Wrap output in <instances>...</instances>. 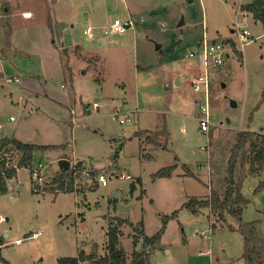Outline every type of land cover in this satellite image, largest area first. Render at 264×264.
Instances as JSON below:
<instances>
[{"label": "rangeland", "instance_id": "374dc122", "mask_svg": "<svg viewBox=\"0 0 264 264\" xmlns=\"http://www.w3.org/2000/svg\"><path fill=\"white\" fill-rule=\"evenodd\" d=\"M252 1L0 0V137L58 147L34 153L42 183L61 159L106 180L91 190L97 175H82L73 192L35 194L30 170L19 168L0 195V234L8 233L1 260L59 264L81 249L102 255L108 224L119 217L128 222L119 228L126 264L142 249V239L132 245L140 222L149 237L164 226L159 244L146 248L148 264H244L235 217L184 205L224 192L233 154V180L247 199L241 219L256 222L264 237V153L254 160L250 147L254 140L264 147V28L240 10ZM110 18L131 19L133 27L105 34ZM237 25L249 32L242 48ZM203 40L227 42L228 55L209 68L207 132L197 120L203 94L190 86L197 59L186 57ZM14 76L17 82L3 83ZM119 106L130 122L113 119ZM243 131L252 136L240 146ZM166 167L170 177L156 176Z\"/></svg>", "mask_w": 264, "mask_h": 264}, {"label": "trees", "instance_id": "16d2710c", "mask_svg": "<svg viewBox=\"0 0 264 264\" xmlns=\"http://www.w3.org/2000/svg\"><path fill=\"white\" fill-rule=\"evenodd\" d=\"M240 10L247 12L251 17L258 21L264 28V0H253L251 3H247L240 6ZM227 43V42H226ZM231 47L234 48L233 41H229ZM254 135V134H253ZM252 135L248 132H240L238 135V144L244 146L246 141L250 139ZM257 138V135H254ZM257 141H251L250 147L251 152H255L254 160H262L263 148L261 145L258 147ZM58 148L54 145H35L23 143L14 138L13 136H3L0 137V195L6 193L7 181L12 180L16 177L17 170L19 168L31 169L34 161V153ZM239 149V148H238ZM10 156L7 157V155ZM12 154L18 156L17 163L11 164ZM10 157V158H9ZM234 155L232 154L229 160V166L227 170L226 186L222 194L211 191L209 197L205 199H190L184 206L196 212L199 208H207L211 214L216 215L217 218L223 219L224 214H229L235 217L239 223L238 230L243 236L244 240V253L243 260L244 264H255L262 263L264 260V237L259 236L257 232L256 222H243L241 219V213L243 206L247 203L240 192V184L234 182ZM173 167H166L159 170L156 176H171V171ZM86 170L83 162H78L73 168L69 169L65 173L58 172L51 181L46 183L37 184L32 183V192L35 194H40L44 192L51 191H67L73 192L75 190V180L83 175ZM250 170V169H249ZM249 172H252L251 170ZM91 176H96L97 172L91 170ZM98 184L94 181L93 185L90 186L91 190L97 189ZM131 191H133L131 186ZM174 215V214H173ZM123 223H128L125 219L119 217H114L108 224V229L106 232V247L104 254H98L97 251L92 250L90 253H85L82 249L78 252L76 257H63L58 260L59 264H126V252L119 243V228ZM130 224V223H129ZM132 226V224H130ZM138 228H141L138 230ZM137 227L133 229L137 232L132 241V245L135 248L138 241L142 239V249L141 251H133L131 262L129 264H148L149 254L146 248L153 249L159 244L162 230H159L156 234L149 237L143 232V222H140ZM5 243L3 235L0 234V246ZM95 247H93L94 249ZM1 260V259H0ZM5 264H10L7 261L1 260Z\"/></svg>", "mask_w": 264, "mask_h": 264}, {"label": "built area", "instance_id": "2783aa9c", "mask_svg": "<svg viewBox=\"0 0 264 264\" xmlns=\"http://www.w3.org/2000/svg\"><path fill=\"white\" fill-rule=\"evenodd\" d=\"M237 15V14H236ZM133 27V21L130 19L120 21L119 19H109V22L107 26L104 29L105 34H116V33H122L125 30ZM237 40L240 48L244 46V44L247 42V37L249 35V32L246 29H240V26L237 25ZM84 33L86 34V38L93 39L94 38V32L93 27L87 26ZM234 43V48L236 49L237 44ZM227 44L226 42L222 43L219 41H212V42H206L205 40L202 41L199 49L197 51L190 52L186 55L188 58H196L197 64H195V68L197 72H192V77L190 80V86L193 92L198 93L201 92L203 94V104L200 105L201 114L198 116V122L199 127L201 131L207 132L208 127L210 125V116H209V107H208V92H209V68L210 67H218L222 65L223 60L225 57H227V54L225 53L224 45ZM18 77H6L3 81L4 84H11L13 82H17ZM93 109H97L98 105L96 103H93L92 105ZM121 106L114 109V112L112 114L113 119L117 120L120 124H125L130 122L129 118H120L119 116L122 115ZM71 114H74L73 111H71ZM77 118H73L72 121H77ZM43 165L41 163H33L31 169H30V176L31 180L37 184H41L44 181V176L42 173ZM83 175L85 178H88L90 176V171L85 170L83 172ZM128 178V176H127ZM96 182L101 183L102 185H105L106 180L105 177L100 174L97 175V179L95 178ZM5 218L0 215V223L4 222ZM39 233H32L31 237H37ZM15 243H19L17 240Z\"/></svg>", "mask_w": 264, "mask_h": 264}, {"label": "water", "instance_id": "95a60500", "mask_svg": "<svg viewBox=\"0 0 264 264\" xmlns=\"http://www.w3.org/2000/svg\"><path fill=\"white\" fill-rule=\"evenodd\" d=\"M182 21L179 23V25H182ZM158 48V47H157ZM227 57H228V55H227ZM229 106L231 107V108H234V107H236V103L233 101V100H229ZM70 166H71V164H70V162L67 160V159H61V160H59L58 161V167H59V172L60 173H65V172H67L68 170H69V168H70ZM3 237L4 238H7L8 237V233L7 232H5L4 234H3Z\"/></svg>", "mask_w": 264, "mask_h": 264}, {"label": "crops", "instance_id": "0c3cea01", "mask_svg": "<svg viewBox=\"0 0 264 264\" xmlns=\"http://www.w3.org/2000/svg\"><path fill=\"white\" fill-rule=\"evenodd\" d=\"M249 3H251V2H249ZM245 4H247V3H245ZM241 5H244V4H241ZM241 5H240V6H241ZM26 13H29V12H23L22 14L25 15ZM29 14H30V13H29ZM5 136H12V134L8 133V134L5 135ZM1 137H3V136H1ZM4 233H5V232H4Z\"/></svg>", "mask_w": 264, "mask_h": 264}, {"label": "bare ground", "instance_id": "6f19581e", "mask_svg": "<svg viewBox=\"0 0 264 264\" xmlns=\"http://www.w3.org/2000/svg\"><path fill=\"white\" fill-rule=\"evenodd\" d=\"M24 16H25V17H29V13H26Z\"/></svg>", "mask_w": 264, "mask_h": 264}]
</instances>
